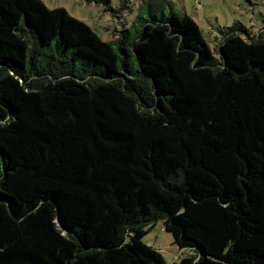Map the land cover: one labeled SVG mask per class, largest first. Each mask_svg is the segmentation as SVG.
<instances>
[{
  "label": "trees",
  "instance_id": "16d2710c",
  "mask_svg": "<svg viewBox=\"0 0 264 264\" xmlns=\"http://www.w3.org/2000/svg\"><path fill=\"white\" fill-rule=\"evenodd\" d=\"M148 14L0 0V264H166L158 220L171 264H264L263 36Z\"/></svg>",
  "mask_w": 264,
  "mask_h": 264
},
{
  "label": "rangeland",
  "instance_id": "374dc122",
  "mask_svg": "<svg viewBox=\"0 0 264 264\" xmlns=\"http://www.w3.org/2000/svg\"><path fill=\"white\" fill-rule=\"evenodd\" d=\"M49 8L63 7L69 14L89 25L102 39L112 40L118 31L132 25L138 14L147 17L148 11L158 15L186 13L200 27L205 42L218 57V42L221 29L241 24L248 35L264 39V0H42ZM86 68L97 73L102 66L95 62L79 63L76 70ZM99 77V74L97 75ZM143 241L159 251L166 264H171L188 253L190 249H179L172 243V237L163 229L160 220L147 230Z\"/></svg>",
  "mask_w": 264,
  "mask_h": 264
}]
</instances>
